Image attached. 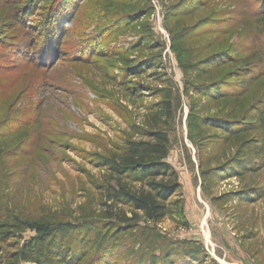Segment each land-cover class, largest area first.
<instances>
[{
    "label": "rangeland",
    "instance_id": "rangeland-1",
    "mask_svg": "<svg viewBox=\"0 0 264 264\" xmlns=\"http://www.w3.org/2000/svg\"><path fill=\"white\" fill-rule=\"evenodd\" d=\"M67 2L0 0V223L19 217L85 229L96 222L90 242L97 243L85 264H152L153 256L163 264V255L180 248L198 254L174 257L176 264H264V153H248L261 165L255 171L232 169L242 143L264 149V0ZM177 45L197 50L195 58H242L214 76L237 100L196 94L192 84L210 91L212 81L183 71ZM246 67L256 79L242 76ZM170 86L176 97L168 161L178 173V206L160 223L141 218L114 236L98 214L109 173L94 161L137 138L133 126L153 119ZM191 111L213 124L190 131ZM244 118L257 121L239 136L220 129ZM201 169L213 177L204 181ZM22 244L0 240V264Z\"/></svg>",
    "mask_w": 264,
    "mask_h": 264
},
{
    "label": "trees",
    "instance_id": "trees-1",
    "mask_svg": "<svg viewBox=\"0 0 264 264\" xmlns=\"http://www.w3.org/2000/svg\"><path fill=\"white\" fill-rule=\"evenodd\" d=\"M62 1L56 0L57 3ZM70 1L68 0V2ZM262 9L263 16L261 17H264V3H262ZM125 10L129 11L130 9L126 7ZM139 10L144 14L149 12L147 8ZM135 13L138 14L139 11ZM70 18L71 15L60 22L64 23ZM72 22L70 21V23ZM105 23H107L106 19ZM112 27L113 24L109 25L108 34ZM103 34L106 35V33ZM184 36L179 37L180 40ZM157 48H160V45ZM172 49L177 52L180 65L185 73L194 72L198 80L212 81L210 91H203L202 85L192 84L196 94L209 96L215 101L227 103L237 100V97L240 96L223 91L224 84L221 85V79L214 77L220 66L232 62H241L243 59L238 55L224 52L225 55L216 53L204 58H195L191 53H199L197 50L190 51L188 47L181 45L172 46ZM120 60L125 64L131 62L127 57H121ZM152 64L154 61L150 63V65ZM243 70L242 76H251L252 79H256L257 75L252 71V68L246 67ZM203 84L209 85V83ZM163 94V100L157 104L156 112L152 114L153 119L147 121L148 123L144 126H133L137 138L127 139L116 150L101 155L94 161L99 168L105 169L109 173V180L103 187L105 203L103 209H99L98 214L104 217L103 221L110 222L108 224L115 227L114 236H119L123 233L122 231H125L141 218L156 224L160 223L178 206L176 201H172L180 188L178 173L168 161L172 147L171 133L175 129L174 101L176 93L170 86L166 87ZM219 120H225L226 123V120L230 119L225 117ZM256 121L257 119L244 118L241 123H238L240 124L238 127L223 125L220 126V129L226 130L229 135L239 136L242 132L248 131ZM212 124L211 119L199 117L192 111L188 116V128L190 131L196 130L198 134L202 133L200 130L202 125L211 126ZM243 148L247 150H241ZM261 148L263 147L256 144L246 148V145L242 143L237 151V158H234L236 164L232 167L233 173L240 175L259 168L261 165L258 166L257 161H254L253 157H249L248 153L262 154L264 149L261 151ZM201 175L204 181L213 177L212 170L201 169ZM27 231L32 232L33 235L24 238L23 235ZM96 232H99L96 222H91V225L85 229H81L75 223L68 221L50 223L19 217L10 218L0 223V240L2 242L12 238L23 239L22 247L12 252L6 259L8 264H85L86 258L97 243L95 238L92 243L90 242V235ZM82 237L86 240L85 243ZM85 244L88 245L87 248H85ZM170 252L168 251L166 255H163L161 260L163 264H176L173 260L174 257L194 258L198 254L195 250L188 251V248L182 250L180 248L176 252ZM98 258L99 256L93 257V261ZM149 261L152 264H158L160 259L153 256Z\"/></svg>",
    "mask_w": 264,
    "mask_h": 264
}]
</instances>
